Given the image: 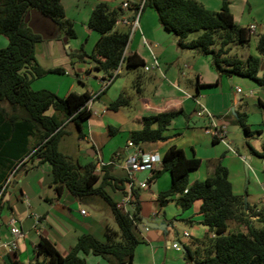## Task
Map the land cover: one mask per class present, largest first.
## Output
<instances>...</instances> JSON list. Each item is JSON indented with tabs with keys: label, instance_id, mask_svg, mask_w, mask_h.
I'll return each instance as SVG.
<instances>
[{
	"label": "trees",
	"instance_id": "trees-1",
	"mask_svg": "<svg viewBox=\"0 0 264 264\" xmlns=\"http://www.w3.org/2000/svg\"><path fill=\"white\" fill-rule=\"evenodd\" d=\"M140 1L132 3L128 9L137 8ZM145 7L155 10L163 29L177 38L178 48L210 55L219 77H247L264 89V71L258 74L259 58L264 56V32L256 37L257 55L249 53L240 58L231 54L232 44L249 45L250 30L234 22L227 0L221 1L217 11L206 9L197 0H143L141 11ZM122 9L100 1L94 5L87 20V27L99 34L88 57L94 61L95 68L109 78L122 62L127 68L136 70L145 65L137 53L124 54L130 30L115 29ZM195 31L201 33L188 39V35ZM0 35L7 39V45L0 48V102L6 103L12 112L8 114L0 109L3 131L9 135L7 138L22 143L26 153L32 151L31 158L50 165L51 183L58 193L65 187L80 202L87 203L95 198L106 204L118 228L116 231L106 227L103 240L89 233L79 235L66 255H61L49 239L40 236L33 251L34 264H46V258L50 264H86L84 255L90 253L100 255L108 264L131 263L134 249L140 242L133 230L141 220L140 188L131 185L128 203H132L133 208L124 210L112 199L106 187L122 190L124 184L130 182L128 178L114 177L108 165H101L96 172V161L81 163L58 148L60 139L67 133V123H72L82 137V123L91 116L87 104L91 94L69 92L59 97L50 90H33L30 87L34 78L49 72L63 73L61 67L43 69L35 60L34 45L44 40L61 39L66 42L74 38L73 21L65 16L60 0H0ZM135 85L139 92V77ZM128 101L120 94L108 106L117 110L128 105ZM49 109L53 110L51 114H47ZM182 113V110H169L141 117V127L129 132V141L139 146L168 139L165 131L169 123ZM246 118L244 113L235 112L234 123L241 127L246 138L260 135V130L249 129ZM115 131L112 128L109 133ZM30 136L35 140L29 149ZM10 148L7 145V149ZM250 151L264 158V144L261 152L252 148ZM200 163V158L187 156L182 148L172 144L161 157V167L151 170L149 178L151 181L163 172L170 174L169 188L156 196L159 207H164L173 197L181 210L200 201L197 214L201 215L200 223L208 228L210 235L201 241L192 239L189 245H184L185 258L192 259L202 245L205 252L199 260L201 264H264V202L259 206L247 203L245 206L243 195L232 192L227 168L220 159L213 163L210 175L190 183L189 172L198 169ZM13 165L9 164L7 170L10 171ZM5 180L6 176H0V200ZM254 222H258L260 227H256ZM194 243L199 246L193 251L190 245ZM12 264L19 263L13 261Z\"/></svg>",
	"mask_w": 264,
	"mask_h": 264
},
{
	"label": "crops",
	"instance_id": "crops-1",
	"mask_svg": "<svg viewBox=\"0 0 264 264\" xmlns=\"http://www.w3.org/2000/svg\"><path fill=\"white\" fill-rule=\"evenodd\" d=\"M70 1L71 0H60L65 16H67L65 6ZM97 1L100 2L104 0H95L91 3L85 15L80 19L82 30L86 37V40L83 42L85 48L89 41H91V49L89 52L84 51L80 47L81 43L79 44L78 42L79 37L76 31V36L66 42H63L61 39H50L38 42L34 45L35 60L43 69L48 70L58 67L57 64H64L61 67L63 69V74H67L68 70L66 68L70 67L75 77L73 78L67 75L69 80H67L62 87H59L58 85H47L50 83V80H45L47 79V75L54 74L53 72H49L41 77L32 79L30 87L33 90H50L59 97L66 96L69 92H88L91 94V98L93 97L89 105L91 116L82 123V137H79V133L73 124L72 127L69 125L70 123H67L65 127L67 132L65 135L69 134V130L73 128L75 129V136L72 142L75 152L68 153V155L77 158L81 163L90 160L96 161V172H99V167L101 165H108L110 166L109 172L114 177L120 179L128 178L130 182L125 183L124 189L122 190L112 189L109 186L106 187V190L112 199L118 204V206L123 207L124 210L127 208L132 210L133 208V204L128 203L131 200V185L138 187L141 182L146 183L144 189L153 190L151 191L153 197L147 199V197H145L146 195H141L140 202H142V200H144V202L147 201V206L141 204V218H145L148 222H164L168 225L171 224L170 227H167L166 231H162L161 229H148L145 232L140 230L144 227V225L141 224V220L139 223L135 224L133 230L140 242L134 249L132 262L122 264H201L199 263V260L203 258L204 255L202 253L205 252L203 251L201 244L199 248L200 252H196L190 260L185 258V253L181 249L183 255L180 254V250H175L171 247V244L174 242H178L181 247L189 245L192 239L201 241L206 238V236H209L208 228L200 223L201 215L197 214L200 201H195L190 208L181 210L173 197L164 207H159L156 202V196L160 191L169 188L171 183L170 174L168 172H163L158 178L149 181L152 174L151 170L159 169L161 167L160 160L166 149L172 144L180 147L177 144L178 139L174 137L173 133H171L174 126L170 125L175 117L171 120L165 131V134L168 135L169 138L164 141L143 143L136 146L129 141L128 135L130 131L141 127L140 119L143 116L161 111L182 110V112H185L193 109L192 113L189 115V117H192L197 113L200 106L205 107L211 113L215 112V114H217V112L222 113L221 111H223L226 106H229L227 105L229 99L226 98L225 101V99L218 94L201 95L197 85V83H201L198 75H196L195 90L191 93L186 92L179 87L178 84L180 80L176 79L175 76H173V81L169 80L168 83L161 80L163 79L167 81L165 74H168V71L167 69H164L159 60H162L168 52L175 55L180 52L176 46L175 39L168 34L169 32L165 29V32H161V28L156 26L154 21L153 23L151 22L153 30L150 29L151 27L148 28L146 26L148 24L146 16L143 20L141 19L143 16V9L138 17V28L134 29L132 32L130 31L129 41L125 48L126 55L135 52L145 62L143 68L139 70L137 69L138 71L134 69L136 70V75L138 74L137 77H139L140 91L137 92V97L133 100V110L130 108V105H132V102L130 101H128V105L119 107L117 110L109 109L108 105L123 93L124 86L122 81H116L115 79L121 71V64L124 62L120 64L119 71L115 77L113 75L110 83L105 86L104 81L109 77H107L103 71L95 68L94 61L88 57L99 37V34L96 31L87 27L88 17ZM125 1L132 4L137 3L140 0H119L115 5H111L107 1L105 2L112 7H122V3ZM197 1L206 9L217 11L221 6L222 0ZM229 9L233 15L234 22H236L230 6ZM243 14L244 8L241 11L237 23L241 24V22H244L246 25L241 26H246L247 28L251 25L254 26L253 31L249 28L250 45L252 40L251 36H254L255 34L257 37L258 34L264 32V17L261 18L254 15L248 16L247 19H244ZM132 16L133 9H122V15L120 18L131 19ZM67 18L72 20L73 23H76L75 19L71 17ZM140 20H142V26L140 25ZM125 28L130 30L129 25L127 24L117 22L115 25V29L119 31H126ZM254 43L256 45V39ZM6 45V37L0 35V48L5 47ZM249 45L247 47H249ZM249 53H251V51L248 48V52L245 53L244 56H241V58H245ZM38 54L42 56L46 63H43L39 59ZM70 56L76 57V59L73 58L72 60V58H69ZM154 58L157 61L156 65L153 61ZM77 59L83 62V65H76L74 60ZM259 59L258 74H261L264 71V56L261 55ZM145 67H147V69H145ZM186 67L192 69V65H186ZM83 73H85L84 76L87 80L93 77L94 83L85 86V83L83 82ZM158 75L161 76V79ZM181 76L183 77V73ZM224 76L225 75L219 77L217 74L214 87L219 86V80ZM232 76L228 77V80L230 79L233 83H238V80H234V77ZM50 79H52V81L58 80V78ZM74 79L79 81L78 85L75 84ZM207 82L209 83L212 81ZM242 83L250 89H253L252 87H254L252 83ZM77 87L80 89H77ZM260 88L264 91L262 87ZM237 93H241V89L240 92ZM249 94L251 95L252 91H250ZM123 96H125V93H123ZM125 97L128 98V96ZM200 97H204V105L197 100ZM96 103H98L99 106H95ZM259 104L262 107L264 106V103L261 100L259 101ZM231 105H235L234 102H231ZM0 109H3L5 113H12L4 102H0ZM232 109L234 110V108ZM52 111V109H49L47 114H51ZM202 119L208 120L205 117H202ZM213 122L216 125L219 124V122L216 123L214 119ZM112 128L116 131L113 134H110L109 130ZM213 128V124L208 120V124L204 127L205 133L210 135ZM3 129L4 121L0 120V176H6L2 188V192L4 191V193L0 200V264H12L13 261H17L19 264H34L35 255L33 251L40 236L49 239L61 255H66L81 234L89 233L98 240H103L106 227L116 231L118 230L117 225L113 222L114 219L110 210L105 211V213L108 214L109 219L102 216L103 213L101 209L104 207L102 201L94 198L87 203L80 202L76 200L65 187H63L61 192L58 193L51 183L52 175L50 165L47 162H38L37 159L31 158L30 154L32 151L26 153V148H23L22 143L7 138L9 135H6ZM169 129H171L170 133ZM213 138L214 136L211 138L212 144L219 142V140ZM62 139L63 137L58 144L59 150L64 146V144H61ZM34 140L35 139L32 136L29 137V143L27 146L29 149L34 143ZM226 142L228 143L227 140ZM7 145L11 146V148L7 149ZM133 146L140 149L145 156L157 155L159 161L152 164L151 167H147L143 170H130L128 167V161ZM63 148L65 149V146ZM132 151H134V149ZM191 152V156H195L194 151L192 150ZM239 158L244 161V168L247 169L249 165L248 160L250 159L249 156L244 157L242 155L239 156ZM214 162L215 161H213L206 169L204 175L197 174L189 179L190 173L198 170L200 166L198 169L189 172V182L192 183L195 180L205 179L212 173ZM11 163H14V165L12 169L8 171L7 166ZM227 177L231 184L232 192L237 195L240 194L234 191L233 184L229 179V172ZM142 191V188H140V193ZM123 192H125V194ZM128 195L129 198H127ZM148 200L150 203H148ZM19 204L21 206H19ZM5 207L8 208V214H4ZM106 207V209H109L108 206ZM35 216L38 218L36 219ZM152 216L155 218L148 219ZM11 217L16 220V224L22 232V237L17 240V247L15 250H10L6 247L11 240L8 227V222ZM179 223H184L187 226H190V231L183 230L181 234L182 241L174 239L171 234L173 232L171 230H175L176 225ZM184 233H186V235ZM192 245H190V248L193 251L199 246L197 243ZM84 259L86 264H108V262L100 255H94L91 253L84 255ZM49 261V258L45 259L46 264H50Z\"/></svg>",
	"mask_w": 264,
	"mask_h": 264
},
{
	"label": "rangeland",
	"instance_id": "rangeland-1",
	"mask_svg": "<svg viewBox=\"0 0 264 264\" xmlns=\"http://www.w3.org/2000/svg\"><path fill=\"white\" fill-rule=\"evenodd\" d=\"M94 1L95 0H71L65 6V12L67 15L66 17H71L76 20V23H73V28L74 31H76L78 34V42L79 44L81 43L80 47L86 52H89L91 49V41H89L88 45L85 48L83 42L86 40V37L83 33L80 19L83 17V15H85L87 9ZM104 1H107L111 5H115L119 0ZM227 2L228 8L230 6L233 11L236 19L235 23L237 25H246L244 24V22H241V24L237 23L239 21L238 19L243 8L244 19H247L248 16L254 15L261 18L264 17V0H227ZM142 15V20L146 16V20L148 22L146 26L148 28L151 27L150 29L153 30L151 22L153 23L154 21L155 25L161 28L160 31L165 32L158 21L157 14L154 9L145 7ZM142 20H140L141 26ZM125 30L127 31L128 28H125ZM200 33L201 31H195L193 33H190L187 38H196ZM168 34L175 39V43L177 46V38L172 33ZM251 37L252 40L249 47L232 44L230 53L235 54L241 58V56H244L245 53L248 52L249 48L252 54H256V48L254 46L256 35L254 34V36ZM178 49L180 53L175 55L168 52L166 53L165 57L162 58V60H159L160 63H162L164 69H167L168 71V74H165L167 81L161 79V76L158 75V77H160L163 82L168 83L169 80L173 81V76H175L176 79L180 80L178 84L179 87L184 91L191 93L195 90L196 75H198L200 82L204 83H199L198 86L201 95L205 96L218 94L220 95V97L224 98L225 101L226 98L229 99L227 101V105L229 106H226V108L221 111L222 113L217 112V114L219 113L217 115L215 114V112L211 113L208 110V112H210V114L213 116L214 121L216 123L219 122V124H217L218 127L224 125L226 131V140L229 143V148L224 144V142L221 141L212 144L211 138L213 135L206 134L204 130V127L206 126V124H208V120H203L202 117L195 115L196 113L194 114V116L189 117L193 109L177 115L172 120L170 126L173 125L174 129L171 133H173L174 137L178 139L177 144L182 147V149L188 156L192 155L191 151L193 150L195 156L200 158L201 160L200 168L190 173L189 179L196 176L197 174L204 175L206 169L210 166V164L213 161L220 159L222 165H224L228 169L229 179L233 184L234 191L240 193L238 195H243V198H246V202L250 206L261 205L264 202V158L251 153L250 148L254 149L256 152H261L262 145L264 144V106L262 107L259 104L260 100L264 103V91L253 80L235 75L232 77H234V80H238V83H233L230 79L228 80L227 76H224L219 80V86L214 87L217 71L211 63L210 55H202L189 49ZM38 57L43 63H46L40 54H38ZM69 58H72V60L73 58L76 59V57L72 56H70ZM74 63H76V65H83V62L79 61L78 59L74 60ZM62 65L64 64H57L58 67H62ZM186 65H192V69L186 67ZM66 69L68 70L67 74L54 73L47 75V79L45 80H50V83L47 85H58L59 87H62L67 82V80H69V77H67V75L74 78L75 75L70 67ZM182 73L183 77L181 76ZM84 75L85 73H83V82L85 83V86L94 83L93 77L87 80ZM134 75H136V70L127 68L125 63H122L121 71L115 79L116 81H122V84L124 86L123 93H125V96H128V100L132 102V105H130L131 110H133L134 106L133 100L135 99V97H137L135 80L138 74L136 76ZM50 78H58V80L52 81V79ZM74 80L75 84L78 85L79 81L77 79ZM207 81L212 82L208 83ZM242 82L252 83L255 88L252 87L253 89H250ZM237 87L241 89V93H237L235 91ZM77 89L80 88L77 87ZM250 91H252L251 95L249 94ZM197 100L202 105H204V97H200ZM231 102H234L235 105H231ZM95 106H99L98 103H96ZM232 108H234V110ZM235 112L241 114L244 113L247 116L246 124L248 125L249 129L252 131L260 130L261 134H255L253 137L246 138L241 127L238 124L234 123ZM69 125L73 127L72 123H70ZM170 130L171 129H169V133ZM74 136V128L69 130V134L63 136L61 144H64L65 149L63 148L64 146H62L60 149L61 152L67 155L68 153L75 152L73 149L74 145L72 144ZM242 155L244 157L249 156L250 158L248 160L249 165L247 169L244 168V161L240 160L239 158V156ZM142 190L143 191L140 193L139 199L141 198V195H146L145 197H147V199H151L153 197V193L151 192L153 190ZM148 203H150L149 200ZM141 204L147 206V201L144 202V200H142ZM102 205L104 206L101 209L103 213L102 216L109 219V216L107 213H105V211L110 209H106V204H104L103 202ZM19 206L21 205L19 204ZM126 210L130 211L129 208H127ZM7 211L8 208L5 207L4 214H8ZM154 218L155 217L152 216L148 219ZM254 225L256 227H260V224L258 222H254ZM183 230L190 231V226H187L184 223L177 224L175 230H171L173 231L171 233L172 237L174 239H179L180 241H182L181 234ZM180 254L183 255L181 250Z\"/></svg>",
	"mask_w": 264,
	"mask_h": 264
},
{
	"label": "built area",
	"instance_id": "built-area-1",
	"mask_svg": "<svg viewBox=\"0 0 264 264\" xmlns=\"http://www.w3.org/2000/svg\"><path fill=\"white\" fill-rule=\"evenodd\" d=\"M142 2H143V0L140 1L137 8L133 9V16L131 19L119 18L117 20V22L129 25L131 32L134 29H137L138 28V17H139V14L141 12ZM129 7H132V5L129 4L127 1L122 3V8L128 9ZM249 28L251 31H253L254 26L251 25V26H249ZM144 43H145V41H144ZM153 61H154V64L156 65L157 61L155 58L153 59ZM145 69H147V67H145ZM118 71H119V67L114 71V74H117ZM111 79H112V77L108 78L104 81L105 86L110 83ZM236 92H240V89L236 88ZM92 99H93V97L90 98V100L88 101V103H87L88 106L90 105ZM196 114H197V116L207 118L209 120V122L211 124H213L214 128H213V131L211 132V134L217 140L224 142V144L229 148V144L226 142L225 127L224 126L217 127V125L214 124V122H213V116L203 106H200V108L197 110ZM130 145H131V143H130ZM157 161H159V157L157 155L145 156V154H143L141 152V150L135 146L134 151L129 155L128 167L130 170H143L147 167H151L152 164H154ZM138 187L144 189L146 187V183L141 182ZM127 198H129V195ZM124 203H123V205H124ZM35 218L37 219L38 217L35 216ZM8 227H9V232L11 235V240L6 245V247H8L10 250H15V248L17 247V240L20 237H22V232H21L19 226L16 224V220L13 217H11L9 219ZM184 234L186 235V233H184ZM171 247L174 248L175 250H180V245L178 242L172 243Z\"/></svg>",
	"mask_w": 264,
	"mask_h": 264
},
{
	"label": "water",
	"instance_id": "water-1",
	"mask_svg": "<svg viewBox=\"0 0 264 264\" xmlns=\"http://www.w3.org/2000/svg\"><path fill=\"white\" fill-rule=\"evenodd\" d=\"M133 148H131L130 153L132 152ZM246 198H244V205L246 206ZM141 224L144 225V227H142V229L144 232L147 231L148 229H152V230H158L161 229L162 231H166L167 227H170L171 224H166L164 222H148L145 218H141ZM140 224V226H141ZM181 250L185 253L186 249L184 246L180 247Z\"/></svg>",
	"mask_w": 264,
	"mask_h": 264
},
{
	"label": "clouds",
	"instance_id": "clouds-1",
	"mask_svg": "<svg viewBox=\"0 0 264 264\" xmlns=\"http://www.w3.org/2000/svg\"><path fill=\"white\" fill-rule=\"evenodd\" d=\"M124 54H125V52H124ZM119 66H120V65H119ZM114 75H115V74H114ZM134 147H135V146H133V149H134ZM132 152H133V151H132ZM132 152H131V153H132ZM131 153H130V154H131ZM130 154H129V155H130ZM160 161H161V160H160ZM138 188H139V187H138ZM180 249H181V248H180Z\"/></svg>",
	"mask_w": 264,
	"mask_h": 264
}]
</instances>
